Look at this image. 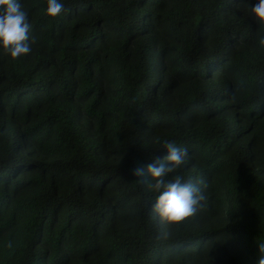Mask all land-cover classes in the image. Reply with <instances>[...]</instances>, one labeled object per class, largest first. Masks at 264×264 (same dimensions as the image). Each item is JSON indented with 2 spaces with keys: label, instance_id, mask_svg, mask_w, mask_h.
I'll return each mask as SVG.
<instances>
[{
  "label": "trees",
  "instance_id": "obj_1",
  "mask_svg": "<svg viewBox=\"0 0 264 264\" xmlns=\"http://www.w3.org/2000/svg\"><path fill=\"white\" fill-rule=\"evenodd\" d=\"M19 2L36 42L0 47V264H258L256 0H59L57 17ZM165 142L188 151L165 179L206 197L171 227L147 171Z\"/></svg>",
  "mask_w": 264,
  "mask_h": 264
},
{
  "label": "clouds",
  "instance_id": "obj_2",
  "mask_svg": "<svg viewBox=\"0 0 264 264\" xmlns=\"http://www.w3.org/2000/svg\"><path fill=\"white\" fill-rule=\"evenodd\" d=\"M64 7L59 0H47L46 15L57 17L64 11ZM251 15L264 27V0H256L251 7ZM29 33L28 13L23 10L19 0H0V47L4 52L12 59L29 54L32 44L36 42L35 37H30ZM259 44L264 46V37L259 39ZM164 148L168 150V155L163 161L157 160L149 164L147 171L156 181L150 187L160 193L152 211L158 215L162 224L171 227L195 216L206 197L200 186L184 183L180 176L165 179L168 174L185 164L188 151L177 147L175 142H165ZM132 175L142 176L143 170L134 169ZM8 246L11 247V243ZM259 252L261 255L258 264H264V243H259Z\"/></svg>",
  "mask_w": 264,
  "mask_h": 264
}]
</instances>
